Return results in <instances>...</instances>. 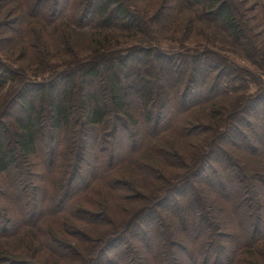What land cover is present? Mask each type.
I'll return each mask as SVG.
<instances>
[{
    "label": "trees",
    "instance_id": "obj_1",
    "mask_svg": "<svg viewBox=\"0 0 264 264\" xmlns=\"http://www.w3.org/2000/svg\"><path fill=\"white\" fill-rule=\"evenodd\" d=\"M156 1L140 18L125 0H0V25L29 54L72 57L38 81L0 56V264H183L176 248L192 264L264 260V83L252 79L255 92L239 95L251 81L241 69L185 43L161 48L143 26L156 25V39L175 17L168 26L186 39L197 17L247 53L263 44L260 25L244 23L230 0ZM184 10L193 15L178 24ZM197 110L210 124L191 122ZM198 133H211L207 147L185 163L175 142ZM223 137L242 166L222 153V172H211ZM166 166L185 173L166 179ZM13 243L30 258L10 253Z\"/></svg>",
    "mask_w": 264,
    "mask_h": 264
},
{
    "label": "rangeland",
    "instance_id": "obj_2",
    "mask_svg": "<svg viewBox=\"0 0 264 264\" xmlns=\"http://www.w3.org/2000/svg\"><path fill=\"white\" fill-rule=\"evenodd\" d=\"M125 2H128L129 5H131L132 9H135L136 13L138 14L140 18H142L141 16L145 18L146 17L145 14H147V16H150L151 14H153L155 8L157 9V5H158V2L156 0H125ZM160 2H162V0ZM230 3L234 7V9L235 8L237 9V11L239 12L241 16L243 13V17H241V19L243 20L244 23H246L247 21L248 22L247 24L249 25V27H256L257 24L260 25L259 28H256L257 29L256 33H260L259 39L262 42V40L264 39V0H230ZM6 7L7 6L5 4L3 9H6ZM144 11H147V12L145 13ZM185 12L191 13L188 10H184L178 13L176 16V19L178 20L177 21L178 24H179V20H180V23L183 22L185 18L183 15ZM171 14H172V11H171ZM2 16L3 15H0V20L2 19L1 18ZM173 19L171 18L168 20L167 19L162 20L161 24H164L163 25L164 28L160 29V36L157 37L156 39H155L154 31H153V27H155L156 25L155 26H153L152 24L143 25L146 27V31H148V32H145V34L150 36L151 40H153L152 43L155 41V45L161 48H164V49H179L181 48L180 47L181 43L182 44L185 43L189 47H191L192 50L194 51H200V50L205 51V53L208 54V57L213 56L214 58L221 59L222 61L226 60V61L231 62L232 64L235 65V68L237 70L241 69L243 72L242 74L244 73L246 74L247 79L251 80L248 82L249 83L248 90L246 89L238 90L239 95H242L243 93L247 94V93L255 92L257 86L252 83V79H254L255 82H258L260 79L264 83V50H263L264 41H263V44H260L261 46L260 49H259V45H257V47H255L253 50H250V49L247 50V53L248 54L251 53L252 55L251 56V55H247V53L243 51L242 49H239L238 46L235 45V43L224 32L219 30L214 25H210V24L202 22L201 20L200 21L197 20L198 19L197 17L194 18L195 21L192 22V28H191L192 33L190 34V36L188 35L186 39H184L185 34H184V30L182 27H180L179 31L175 33L173 31V29H175V26H172V24L168 26L169 22H171ZM145 21L148 22L147 20ZM157 26L159 27L160 25H157ZM262 28H263V32L261 33ZM9 29H10L9 27H7L6 29H3V26L0 25V56L5 60L7 64L12 65L14 68L18 67L22 69L28 78L37 79L38 81H42L41 79L48 78V73L52 70V69L50 70V68H52V63L56 61H60L62 59L69 60L72 58L68 56L66 57L63 55H59L61 54V52L54 54V56L50 54L49 56L45 55L43 56V59L41 58V55H42L40 54L41 51L37 55L33 54L32 56L31 54H29V52H27L24 49L23 43L21 41L20 43L16 42V40L18 39H16V36ZM143 38L147 40V36H144ZM128 40L130 41V39ZM122 41H125V40L123 39ZM126 45H128L127 42H125L121 46H126ZM85 51H88V50H85ZM134 61H135L134 59L129 60L128 63L132 66V63H134ZM45 69H48V70L45 71ZM153 72H156V70H154ZM94 83L96 87L100 85H101L100 86L101 88L105 87V85L102 82V79H97L96 81H94ZM13 90H14L13 87L11 89L7 88L6 90H2V93H4V97L7 96L6 97L7 99L9 96H11ZM103 92L105 93V89H103ZM237 98H238V95L234 96L232 99L236 100ZM131 101H132L131 110L134 111L136 110V107H137L136 100L132 99ZM228 101L229 100L223 101L221 103V106H224L225 104L228 106L233 103L232 101H229V102ZM207 112H208L207 110H197L196 112L192 113L193 116L191 118V122L193 123L195 122V124L200 123L203 125L210 124V119L208 118V116L205 115ZM77 119L79 118L77 117ZM252 121L255 122L254 120ZM210 135L211 133H198L197 137L195 138L193 137L192 139H189L188 141L184 142L182 140L181 141L179 140L175 142L178 145L176 148L183 155L182 160L185 163H190L192 157L194 155H197V151L201 149V147L202 148L207 147V143H205V140L207 139L209 141ZM218 143H219L218 149L214 150L212 154H210L207 158L209 160L207 162L206 169H209L211 172L213 170L214 171L218 170V172L219 171L222 172L223 166L221 163L218 162V159H220L222 153L230 157V161L237 162L238 164L241 163L240 156H242L241 155L242 153L236 150V148L228 146L224 137L222 138V142H218ZM33 160L34 162H36L37 161L36 157ZM245 160L246 159H243L244 162ZM258 165L260 168L264 169L263 162L261 163L258 162ZM227 166H228L227 163H224V167H227ZM164 169L165 170L163 171V174L165 175V177L168 175L171 178H175L177 175H181L185 173L183 169L178 171L176 169H173L172 167H167V166L164 167ZM230 169H232V167H230ZM41 170L42 169L40 167L39 172H41ZM197 185H198L197 183L191 182L189 186L192 187V186H197ZM206 189H207L206 190L207 192L209 188H206ZM225 190L226 188L224 186V191ZM181 191H182V188H180L179 192H176V193L181 194ZM176 193H174V195H172L170 199L172 197H176L177 196ZM210 193L212 194V199H217L216 203L221 204V207L224 209L226 207V204L222 202L221 198L217 197L215 193H212V192ZM6 205H8L7 200L5 199L0 200V212L2 208ZM135 207L136 205L135 203H133L132 206L127 207V210L130 208L134 209ZM113 211L116 213L117 217H120V219L127 215V211L123 210L121 206H118L117 209L113 208ZM159 212L161 215H163V212H161L160 210ZM176 226L177 227H174L173 230L176 233L180 232L178 223H176ZM143 229H144V226H136L134 229L132 228L131 230L141 232ZM98 230H99L98 228H92V231H91L92 233L90 235L93 237H96L97 234H93V233H97ZM33 233L37 236L35 231H33ZM180 245L184 248L186 247L189 248L188 242H183ZM20 247L21 245L19 243L18 244L13 243V248H9L8 251H10V253H17L16 254L17 259H29L30 258L29 255L25 251L24 252L20 251ZM183 253L184 251H181L177 248L173 252V254H176L177 258H179L178 260L179 262L183 261V264H192L189 260H186L184 258ZM46 261L49 264H52V258H51V261L50 260H46ZM258 263L264 264V260L258 261L257 264Z\"/></svg>",
    "mask_w": 264,
    "mask_h": 264
}]
</instances>
